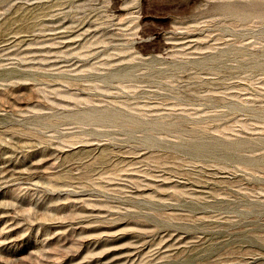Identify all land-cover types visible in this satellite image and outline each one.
Returning <instances> with one entry per match:
<instances>
[{
  "label": "rangeland",
  "instance_id": "374dc122",
  "mask_svg": "<svg viewBox=\"0 0 264 264\" xmlns=\"http://www.w3.org/2000/svg\"><path fill=\"white\" fill-rule=\"evenodd\" d=\"M0 264H264V0H0Z\"/></svg>",
  "mask_w": 264,
  "mask_h": 264
}]
</instances>
